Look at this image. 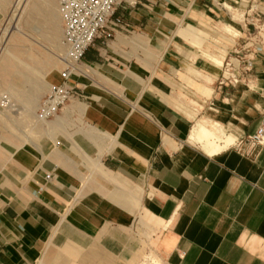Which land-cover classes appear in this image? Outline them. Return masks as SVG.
Wrapping results in <instances>:
<instances>
[{
  "label": "crops",
  "instance_id": "crops-1",
  "mask_svg": "<svg viewBox=\"0 0 264 264\" xmlns=\"http://www.w3.org/2000/svg\"><path fill=\"white\" fill-rule=\"evenodd\" d=\"M221 1L120 5L114 18L131 33L97 39L84 56L80 78L70 80L76 89L71 109L82 114L88 130L78 143L101 156L77 158L66 142L56 150L43 146L37 157L24 151L16 168L5 170L10 161L3 163L0 264H137L149 250L168 264H264V150L247 158L232 148L254 135L264 119V52L244 53L253 67L244 84L218 88L222 65L244 44L237 40L227 52L226 44L204 32L214 23L208 13ZM43 2L64 54L57 0ZM235 23L246 38V24ZM152 45L159 61L145 59ZM189 72L197 77L192 80ZM176 74L185 81L178 91L195 105L189 112L175 105L181 100L173 90ZM46 82L58 86L62 80L51 72ZM38 94L30 100L36 102ZM144 94V112L125 104L129 96ZM34 107L25 114L32 116ZM202 119L220 125L233 144L214 156L193 145L195 124L200 133L211 128ZM29 169L36 175L27 187L4 188L10 180L20 184V173ZM138 214L150 223L145 237L132 224Z\"/></svg>",
  "mask_w": 264,
  "mask_h": 264
},
{
  "label": "rangeland",
  "instance_id": "rangeland-1",
  "mask_svg": "<svg viewBox=\"0 0 264 264\" xmlns=\"http://www.w3.org/2000/svg\"><path fill=\"white\" fill-rule=\"evenodd\" d=\"M222 1L220 5H216L213 12L208 13L209 17L215 19L213 18L212 27L208 26L204 32L210 36V40L217 39L226 44L228 52L242 33L241 25L235 22L240 21L245 24L246 21L243 20V17H248L249 11H252V17H256L259 12L264 13V0H257L255 4L259 6V12L252 0ZM224 4L236 10L235 14L238 17L232 14ZM172 9L171 14L176 16L178 8L173 7ZM45 17L47 16L43 0H0V169L6 160L10 162L3 167L5 170L16 168L15 161L20 160L18 157H23L24 151L37 157L42 147H49L50 144L56 150L63 147L66 142H70V152L80 159H98L101 156V152L98 150H95L94 154H89L78 143L79 138L87 134L88 130L85 127L82 114L76 110L72 111L71 102L62 107L58 115L49 121L40 122L36 117L39 105L54 87L53 84H45L49 74L55 72L59 79L63 70L62 38L53 39L52 30L47 25ZM231 17L235 19V22H232ZM59 25L62 34V23ZM223 25H228L236 30L238 36L232 37L230 33L224 30ZM179 41L180 39H177V42ZM188 46L191 51H199L197 45L188 43ZM145 50L147 56L145 59L154 62L159 61L158 52L154 49V45L145 48ZM204 60L207 61L206 58ZM79 69L80 65L76 69L77 78H80ZM191 75L192 80L197 77L193 72ZM175 77L176 84L173 90L178 87L177 84L181 86L185 83L183 75L176 74ZM39 83L44 85L37 86ZM36 92L39 93L37 101L32 102L30 98ZM178 92L181 93L178 88L174 90L175 94ZM4 96L8 97L10 101L8 109L1 108V99ZM180 98L181 100L175 101L178 109L189 112L190 108H194L195 105L189 104L185 99L187 98L186 94L181 93ZM129 99L125 104L129 105L130 102L132 105H136L135 111L144 112L142 99H145V94L139 95L136 100L131 96ZM33 107V113H31L33 117L30 114H25V108L33 109ZM202 121L208 125L211 124V128L199 133V123L195 124L191 130L189 141L193 145L199 146L205 154L214 156L228 145L233 144L234 137L228 136L220 125L206 119H202ZM216 142H225V145L220 147L216 145ZM45 152H49V149ZM35 175L33 170L23 171L20 173L22 180L20 184L11 183L10 180L4 188L21 190L26 185L28 186V181L29 184L31 183ZM6 177L8 178L7 174ZM144 216L138 214L132 223L138 228V234L142 236L145 235L150 224L146 222L148 218L146 219Z\"/></svg>",
  "mask_w": 264,
  "mask_h": 264
},
{
  "label": "built area",
  "instance_id": "built-area-1",
  "mask_svg": "<svg viewBox=\"0 0 264 264\" xmlns=\"http://www.w3.org/2000/svg\"><path fill=\"white\" fill-rule=\"evenodd\" d=\"M253 5L257 0H252ZM58 12L63 25V45L65 53L61 57L63 70L62 83L54 86L39 105L36 117L40 122H46L56 117L62 107L71 102L76 95V89L70 85L71 78L76 74L77 67L82 64L84 56L97 39L112 38L117 32L131 33V28L121 19H115L117 9L126 0H57ZM257 5H255L258 11ZM259 12V11H258ZM243 17L246 21V38L241 47L234 50L228 61L222 65V75L218 81L220 90L237 88L247 81V76L253 71L252 59L248 60L245 52L256 56L264 52V13L256 17ZM10 101L4 96L1 108L8 109ZM232 148L247 158H257L264 150V119L258 131L245 139L234 143ZM46 179L50 181L51 175ZM137 264H168L159 255L149 250Z\"/></svg>",
  "mask_w": 264,
  "mask_h": 264
},
{
  "label": "bare ground",
  "instance_id": "bare-ground-1",
  "mask_svg": "<svg viewBox=\"0 0 264 264\" xmlns=\"http://www.w3.org/2000/svg\"><path fill=\"white\" fill-rule=\"evenodd\" d=\"M231 13H232V11H235V13H236V10H234L233 8H231V7H227V6H225ZM233 14V13H232ZM236 17H238V15H236V14H234ZM79 70H81V69H79ZM198 132L200 133V129H198ZM242 137V136H241Z\"/></svg>",
  "mask_w": 264,
  "mask_h": 264
}]
</instances>
